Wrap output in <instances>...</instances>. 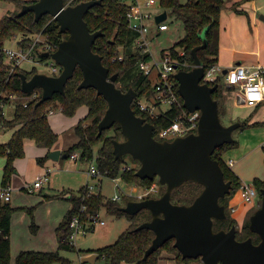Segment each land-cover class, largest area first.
Instances as JSON below:
<instances>
[{
  "label": "trees",
  "instance_id": "obj_1",
  "mask_svg": "<svg viewBox=\"0 0 264 264\" xmlns=\"http://www.w3.org/2000/svg\"><path fill=\"white\" fill-rule=\"evenodd\" d=\"M33 1L35 0H0V3H11L18 8L13 11L8 10L0 15V42L17 34L22 38L20 45L26 47L32 41L30 34L42 31L43 34L47 35V42L52 48H55L59 41L67 36V32H59L58 22L48 14L42 15L38 21L34 20V14L31 11L20 16L16 15L22 4ZM80 1L83 0H64L65 3L69 2L71 4H76ZM159 3L162 10L169 12L174 19L181 21L184 30L182 37L170 47L162 49L160 55H169L186 64L180 63L177 66L179 69H191L193 60L191 49L202 43L198 34L206 28V46L197 50V56L205 67L215 64L219 49L220 14L226 7L227 0H186L184 3L179 0H159ZM127 7V4L120 0H101L100 4L89 8L84 15L89 30H101L103 32L101 36L95 39L92 50L102 56V63L109 68V74L117 73L115 83L121 90L125 91L131 87L136 91L137 95L131 103L132 109L136 115L145 118L146 121L154 125L153 137L157 140H163L158 135L159 130L178 117L183 109V101L177 92L179 104L167 106L155 114L139 109L138 99L144 98L149 102L154 96L155 88L152 79L144 76L142 72L136 69L137 61L146 57L147 54L141 53L140 48L132 47L135 34L127 27L124 19V12ZM233 7L236 9L235 5ZM180 52L183 54L180 55ZM119 54H122L120 60L117 58ZM18 72H24L29 78L37 70L34 67L30 70L16 67L9 74V66L2 64V56H0V102L2 101L12 107L11 115L6 117L4 108L0 106V129H12L8 141L0 144V155L2 154L5 157L1 187L10 182L15 172V159L24 156L25 141H32L36 146L47 148L48 151L53 147L57 140V133L52 129L47 116V110L52 107L51 104L53 103L66 116L74 115L77 108L81 105H86L88 108L86 115L74 126L77 140L64 150L67 158L77 152L78 160L94 162L99 176L120 177L124 182H138L140 186L146 188L150 186L153 180L137 177L135 175L137 167H128L124 155L115 158L112 150V139H122L118 123H114L110 128L104 129L100 135H97V123L104 114L107 104L101 95L96 94L94 88H77L82 78L78 67H76L73 76L66 82L64 94L56 93L51 99L42 102L37 107L34 105L40 98L41 90L37 88L38 96L26 100L24 104L21 97L28 96L30 93L21 91V79L17 74ZM175 83L177 87L176 79ZM214 83L218 85L213 91L212 97L217 100L218 113L221 117L220 104L223 100V86L225 85L221 82L220 77ZM225 87L229 89L231 86ZM11 94H15L16 99L12 100L9 97ZM258 106L260 105L253 107L254 110ZM222 108L224 114V107ZM254 110L252 113H254ZM251 116L252 114L241 121L240 126L236 130H241L248 126V120ZM87 119L89 121L85 123ZM236 145L237 139L234 138L232 142L218 146L212 154V157L218 160L223 170L224 179L231 181L230 192L219 200L225 206L226 218L214 221L215 230H227L231 225H238L236 219L228 213L229 209L227 206L228 199L239 188L242 181L229 167L228 162L222 159V155L229 149L236 147ZM127 156L131 158V156ZM47 157L46 154L36 160L39 164H43ZM135 161L139 164L137 160ZM252 184L256 189L259 202L261 199L260 189L264 187V179L254 177ZM160 187H162V191L157 194L159 196L165 189L164 185ZM83 188L81 187L77 194H71L70 198H68L71 205L56 226L57 249L48 252L22 250L16 255L12 264H71L70 258L63 256L61 251L74 249V245L69 242L71 231L69 221L82 205L86 207L84 212L86 214H93L101 208H105L106 212L117 217L123 216L129 221V225L118 235L113 243L97 247L94 250L79 249L78 252L82 256L92 251L96 252L98 257H102L105 260V264H158L161 258V250H167L169 255L179 264H191V261L199 259L182 258L181 253L173 245L174 239L167 240L146 259H143L144 251L151 243L154 233L150 229H136V227L150 219L149 211L143 209L136 214H127L119 209L120 205L110 200V198H105L100 192L84 196ZM201 189L202 186L197 182L185 181L172 190L171 201L176 204H189ZM17 209L19 207H14L9 202L0 199V264H11L9 256L10 217ZM27 211L30 215L32 214L31 207L27 208ZM84 218H86L85 214ZM29 227L32 232L36 230L33 220H31ZM239 227V231L236 229V238L238 240L251 237L253 242H258V235L249 229V217L244 219Z\"/></svg>",
  "mask_w": 264,
  "mask_h": 264
},
{
  "label": "water",
  "instance_id": "obj_2",
  "mask_svg": "<svg viewBox=\"0 0 264 264\" xmlns=\"http://www.w3.org/2000/svg\"><path fill=\"white\" fill-rule=\"evenodd\" d=\"M100 2L83 0L65 4L64 0H35L21 5L17 16L31 11L38 21L48 14L58 22L60 33L67 32L55 50L41 53L42 57H50L60 65L61 72L55 76L35 72L29 78L24 72H18L21 91L30 93L39 88L40 98L34 105L37 107L56 93L64 94L66 82L78 67L82 78L77 88L92 87L104 98L107 107L97 123V135L118 123L122 139H112L115 158L131 156L139 163L135 171L137 177L153 180L157 176L159 184L165 186L158 197L129 200L119 207L127 214L143 209L150 213V219L136 227L154 233L143 259L167 240L174 239L173 245L182 258H199V264H264V187L260 189L258 207L249 216V229L258 235V242H253L251 237L238 240L235 225L227 230L213 227L215 220L226 218L225 206L219 200L230 192L231 181L224 179L223 170L212 154L218 146L234 140L233 132L240 122L227 125L221 122L217 100L212 97L218 84L201 82L204 66L197 50L206 46V28L198 34L202 43L191 49V69H177L174 73L183 107L188 111L200 110L197 129L170 140H157L152 135L154 125L136 115L131 107L136 91L131 87L121 90L115 83L117 73L109 74L102 56L92 50L95 39L103 32L90 31L84 15ZM166 18L167 12L162 10L155 15V22ZM260 18L264 20V16ZM47 156L52 160L67 158L59 149L50 150ZM188 180L200 184L201 191L189 204L173 203L172 190ZM97 257L93 252L83 256L82 261L93 263Z\"/></svg>",
  "mask_w": 264,
  "mask_h": 264
},
{
  "label": "rangeland",
  "instance_id": "obj_3",
  "mask_svg": "<svg viewBox=\"0 0 264 264\" xmlns=\"http://www.w3.org/2000/svg\"><path fill=\"white\" fill-rule=\"evenodd\" d=\"M125 3H129L130 0H123ZM143 2V0H141ZM181 3H184L186 0H179ZM17 6L13 5L11 3H0V15L5 13L6 11H13L17 10ZM161 8L157 5H152L151 10L153 12L159 11ZM167 19L166 23L168 24V28L164 31L159 32L156 27V23L154 21H150V29H149V35L154 37L148 44V48L150 52L153 54L154 57H157V55L160 53L162 49H166L173 45L177 40H179L183 33V26L181 21L176 20L172 17V15L167 12ZM264 15V14H263ZM8 45L15 47V42L11 39L7 42ZM38 59V58H37ZM39 63H36V59L33 62H24L23 67L24 69H30L32 67H35L37 71L41 72H48V68L44 65V63H48L50 60L47 58H40ZM235 65V64H234ZM221 82L224 83V80L221 78ZM119 85V83H118ZM225 85V83H224ZM228 87L223 86V100L220 104V109L222 110V116L220 117L221 122L224 125H227L228 123L235 122L236 120L243 121L248 116H250L253 112V107L237 104L234 100L236 99V91L231 92V97H227L229 94V91H227ZM226 90V91H225ZM41 92V91H40ZM14 100V99H13ZM51 108H53L54 114L50 116V121L53 124V127L55 131L57 132V140L56 142L59 144H65L66 148L74 144L75 142L71 143V140H75V135L73 132V128L69 127V122L64 121L61 122L60 118L63 116L62 114H59V111L57 110V107L54 106V103L51 104ZM11 107V106H10ZM167 106H159L158 108H155L153 111L155 113H158L160 110L165 109ZM224 107V114H223V108ZM259 107V106H258ZM257 107V108H258ZM4 113L6 114V117H9L12 113V107L8 108V106L5 108ZM81 113L80 109L77 111V115ZM259 113V111H258ZM260 116L264 117L263 112H260ZM232 118V119H230ZM232 120V121H231ZM89 119L85 121L88 122ZM248 132L242 133L241 130H235L233 132V137L237 140L241 141V144L239 147H233L230 149L234 150L232 152L224 153L222 155V159L224 161L228 162L229 158H233L235 160V167L234 169L239 173L242 183L245 184H252L253 177H264V164H263V152L261 147H257L253 151L246 154L244 158H237L236 155H239L241 153H244V151H247L249 146H246L247 143L244 142L242 139L244 138L249 145L253 144L254 140L252 137H246ZM10 135L9 129H0V143H3L8 140ZM120 139V138H119ZM171 139V137H169ZM73 140V141H74ZM27 150L23 157L20 158L21 166H20V172L17 171L16 174L13 175L11 183H15L13 186L10 197L13 198L9 202L10 205L14 207H19L16 211H14L11 214V231L10 235L12 236L13 232L18 233V236H22V228L24 225H21L25 221H27V224L24 228L26 232L29 235H32L33 232L31 231L29 224L31 220L35 221L37 214L40 212L41 216L43 217V223L46 220V211L48 210L47 205H43L44 200L46 199H53L57 198L55 195L60 193H65L66 191L71 192L72 194H77L79 189L81 187H84L87 183L88 184H95L94 190L100 191V193L105 196V198H108L112 196L115 192H117L121 198L117 201H114L120 206H124L125 203L129 200H140L145 197H158L159 192L162 191V186L158 182V177L156 176L153 179V182L150 184L147 188H153L149 194H144L146 187L140 186L138 182H124L120 177H117L116 180L118 182L119 186L115 185V179L105 177V176H91L88 171L91 165L94 166V162H82L78 159L74 160L72 158H64L57 160H52L55 163L49 164V185L48 182L45 183L40 190L34 191V192H27L25 188H22L26 182H32L33 176L36 173V165L37 161L35 160V156L32 157V146L30 143L27 145ZM65 148V149H66ZM246 148V149H245ZM125 159L127 161L128 167H139V164L136 163L135 159L129 158L127 155H124ZM5 162L4 155H0V187H1V179H2V168ZM40 167V166H39ZM40 173V172H39ZM17 175L16 181H13L15 176ZM100 179V184L97 185L96 182ZM18 183V184H17ZM17 184V185H16ZM99 187V188H98ZM55 194V195H54ZM157 195V196H155ZM261 200V199H260ZM68 201V200H67ZM237 201H241L238 189L235 191V193L228 199V209L230 213V216L235 215L234 212L232 213L231 207L235 209L237 206ZM69 202V201H68ZM233 202V203H232ZM244 204V202H242ZM260 201L258 202V199L254 200L252 204H254V207L250 209L248 212H246L244 216V210L241 211V213L237 216L236 221L238 225L236 226V229L239 231V224L241 219L244 216V219L248 218L250 214L258 207ZM246 204V203H245ZM249 204V205H252ZM232 205V206H231ZM248 204H246L247 206ZM235 206V207H234ZM32 208V217L27 211V208ZM238 208V207H237ZM100 216L104 220L105 224L101 226H97L93 231L87 232L82 235H78L74 241V249L73 250H67V251H61V254L63 256H66L70 258L71 264H105V260L102 257H98L94 260L93 263L91 262H85L82 261V255L78 252L79 249H89L94 250L97 247L104 246L106 244L113 243L118 235L129 225V221L121 216L117 217L116 215L110 214L106 212L105 208H101L100 210ZM26 218L23 221V218ZM242 219V220H244ZM26 223V222H25ZM13 227L15 228L13 231ZM26 234V233H25ZM169 252L167 250H161V253ZM93 253V252H92ZM9 256H11V259L14 260V254L11 253V250H9ZM12 260V261H13ZM191 264H199L200 260H193L190 262ZM55 264V263H53ZM173 264H179L176 260H174Z\"/></svg>",
  "mask_w": 264,
  "mask_h": 264
},
{
  "label": "built area",
  "instance_id": "obj_4",
  "mask_svg": "<svg viewBox=\"0 0 264 264\" xmlns=\"http://www.w3.org/2000/svg\"><path fill=\"white\" fill-rule=\"evenodd\" d=\"M120 1L124 2L123 0ZM65 4L71 3L67 2ZM126 4L128 7L124 12V19L127 27L135 34V37L132 41V47L140 48L141 53L147 54L146 57H143L137 61L136 69L142 72L144 76L152 79L155 88V93L152 97V100L147 102L144 98H139L137 101L138 106L140 110H146L151 114H155L153 110L159 106H172L179 104L177 95L178 90L176 91L177 87L174 73L177 71V69H179L176 66H178L180 63L183 65L186 64L169 55H159L158 57H154L148 48V33L150 29L149 22H155V15L162 11L153 12L151 10V6L157 5L161 8L159 0H143V2L141 0H130V2ZM166 19L159 23L155 22L159 32L167 29L168 24L166 23ZM30 38L32 40L31 44L26 47L20 45L22 38L17 34H14L10 38L11 41L13 40V42H15V47L7 44L10 39L0 42V56H2V64L9 66V74L16 67L24 69L23 63L26 61L33 62L36 59V63H39L40 58H45L41 56L42 52H52L56 48L51 47V45L47 42V35L43 34L42 31H39L35 34H30ZM182 54L183 53L180 52V55ZM46 58L50 61L48 63H44V65L48 68V72L44 73L53 76L58 75L61 72V66L58 65L52 58ZM117 58L120 60L122 58V54H119ZM30 69L27 68L25 70ZM219 77L224 80L226 86L237 88L244 105L255 107L257 105L264 104V64H236L226 68L225 70H223L217 64H212L208 67L204 66V73L201 82L212 85ZM38 93L39 92L37 88H35L28 96L21 97V99L25 104L26 100L36 98ZM9 97L12 100L16 99L15 94H11ZM0 106L5 110V108L10 105H7L1 101ZM57 109L60 110V108ZM53 113V108H48L47 115ZM199 116V109L188 111L183 107L178 117L169 125L161 128L158 132V135L164 140L169 139V137L173 139L177 136H184L190 132H195L198 125ZM70 158L77 159L78 153L74 152L71 154ZM228 164H231L230 160ZM88 173L93 177L99 176L95 164L94 166H90ZM116 178H113L115 179V185L119 186ZM48 179L49 171L45 170L44 172L36 175L32 182L26 184L24 188L27 190V192L37 191L48 182ZM96 184H100V179L96 182ZM94 185L95 184L87 183L83 188V195L88 196L93 193L100 192L99 190H94ZM152 189L153 188L151 187L145 189L144 194H149ZM238 192L242 202L246 204H252L257 197V192L253 184L241 183L238 188ZM10 194L11 187L9 184L0 187V199L2 201L9 202ZM108 198H110L112 201H117L121 198V196L115 192ZM85 208V205H82L69 221V226L71 229L69 234V242L72 245H74V241L78 235L93 231L97 226L105 224L104 220L100 216L101 209L93 214H86L84 213ZM230 209L231 211H234L233 207ZM84 214L86 215V218H84Z\"/></svg>",
  "mask_w": 264,
  "mask_h": 264
},
{
  "label": "crops",
  "instance_id": "obj_5",
  "mask_svg": "<svg viewBox=\"0 0 264 264\" xmlns=\"http://www.w3.org/2000/svg\"><path fill=\"white\" fill-rule=\"evenodd\" d=\"M233 5H235L236 9L233 7ZM161 10L162 8L159 11ZM263 14H264V0H227L226 7L221 11V14H220L219 49H218V55H217V60L215 64L220 66L223 70H225L226 68L230 66H233L234 64L235 65L236 64H243V65L264 64V20L260 18L261 16H264ZM148 39L150 43V41L154 39V37L151 38V36L148 34ZM159 55L160 53L157 55V57ZM226 90L229 91V94L227 96L229 98L232 96L231 92L235 90L236 99L234 101L237 104L244 105L242 102V98L240 97V94L237 91L236 87H230L229 89H226ZM8 108H11V107L8 106ZM79 109L81 113L77 115V111ZM57 110L59 111V114L63 115L60 118L61 122L64 123V121H68L69 122L68 126L73 128V132H74V126L81 118H83L86 115L88 108L86 105H81L77 108L75 114L72 116H66L59 109ZM258 111L259 113L263 112L264 114V104H261L258 108H256V110H254V113H252V116L248 120L249 125L241 129V134L248 132L246 137L247 138L252 137L254 142L253 144L249 145L248 142L244 138L242 139L244 142L247 143L246 146H249V147L247 151H244V153H241L235 156L239 159L244 158L247 153L253 151L259 146L261 147L263 155H264V151H263L264 117L263 116L259 117ZM51 115L52 114H49L47 116H48V120H49V123L52 129L55 131L53 124L50 121ZM236 121H239V120H236ZM9 130H10V135H9V138H10L12 129H9ZM74 135H75V140L74 139H73L74 141L71 140V143L69 144H72L73 142L77 140V136L75 132H74ZM28 143H30L32 146V149H33L32 157L35 156V160L38 157L45 156L50 151V150L48 151L47 148L36 146L32 141H25L24 142V154L27 150L26 145ZM240 144H241V141L237 140L236 147H239ZM65 148H66L65 144H59L55 142L51 150L59 149L60 153L62 154L64 153ZM229 151L230 149L226 151L225 153H228ZM232 151L234 150H231L230 152ZM59 159L56 162H58ZM229 160L231 161V164H229V167L241 179L239 173L234 169L235 160L233 158H229L228 162ZM263 160H264V156H263ZM51 162L53 164L55 163L54 161L50 160L49 157H47V159L43 162V164H39L37 162L36 173L33 176V179L35 178L36 175L44 172L45 170L49 171V164H51ZM14 166H15V172L13 173V175L16 174L17 171L20 170V166H21L20 158L15 159ZM49 175H50V171H49ZM12 177L9 182L11 191H12L13 186L15 185V183H11ZM16 178H17V175L15 176L13 181H16ZM258 178L264 179L263 176L262 177L260 176ZM28 183L29 182H26L22 188H24L25 185ZM49 183L50 181L48 179V185ZM71 194H72L71 192L66 191L65 193H60L58 195L54 194L57 198L44 200L43 205L48 206V210L46 211V217H45L46 220L43 223L44 219L41 216L40 212L37 214L36 220L34 221L36 225V230L33 232L32 235H29L26 232V229H25L26 234L24 233V228H25V225L27 224V221H25L26 223L24 222L21 224V225H24V227L22 228V236L19 237L18 233L16 234V232H13L11 236L10 235L11 219H10L9 242H10L11 253L14 254V260H15L16 255L22 250H35V251L48 252V251H55L57 249L58 242H57V236H56L55 229L71 205L68 199L70 198ZM12 198L13 197L11 196L9 202L11 201ZM237 202H238L237 206L236 207L234 206L235 209L234 211H232V213L233 212L234 214L236 213L235 215H232V217L235 219L241 213L242 210H244V216H245L246 212H248L250 209H252V207H254V204L252 205L248 204L246 206V204L245 203L243 204L241 201H237ZM244 216L242 219H244ZM25 219L26 218L24 217L23 221ZM242 219L241 221L243 222ZM242 222H240L239 225H241ZM14 229L15 228L13 227V231ZM91 252L86 253L85 255L91 254ZM12 260L13 259H11V256H10L11 264L14 263V260L13 261ZM173 263H174V259L169 254L165 252L161 253V258L159 259L158 264H173ZM123 264H127V263H123Z\"/></svg>",
  "mask_w": 264,
  "mask_h": 264
},
{
  "label": "flooded vegetation",
  "instance_id": "obj_6",
  "mask_svg": "<svg viewBox=\"0 0 264 264\" xmlns=\"http://www.w3.org/2000/svg\"><path fill=\"white\" fill-rule=\"evenodd\" d=\"M251 215V214H250ZM213 227H214V224H213Z\"/></svg>",
  "mask_w": 264,
  "mask_h": 264
}]
</instances>
